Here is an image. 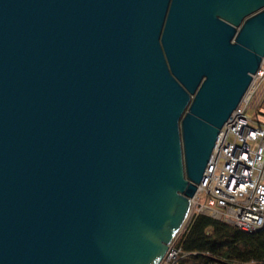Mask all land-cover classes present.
Here are the masks:
<instances>
[{
  "label": "water",
  "instance_id": "water-1",
  "mask_svg": "<svg viewBox=\"0 0 264 264\" xmlns=\"http://www.w3.org/2000/svg\"><path fill=\"white\" fill-rule=\"evenodd\" d=\"M263 59L264 0H0V264H161Z\"/></svg>",
  "mask_w": 264,
  "mask_h": 264
},
{
  "label": "built area",
  "instance_id": "built-area-1",
  "mask_svg": "<svg viewBox=\"0 0 264 264\" xmlns=\"http://www.w3.org/2000/svg\"><path fill=\"white\" fill-rule=\"evenodd\" d=\"M263 79L264 59L242 103L220 132L206 171L217 178L205 174L192 199L193 216L207 215L248 234L264 231V125L255 123L246 111ZM174 243L161 264H180L183 253Z\"/></svg>",
  "mask_w": 264,
  "mask_h": 264
},
{
  "label": "trees",
  "instance_id": "trees-1",
  "mask_svg": "<svg viewBox=\"0 0 264 264\" xmlns=\"http://www.w3.org/2000/svg\"><path fill=\"white\" fill-rule=\"evenodd\" d=\"M176 246L180 264H264V231L244 233L207 215H194Z\"/></svg>",
  "mask_w": 264,
  "mask_h": 264
},
{
  "label": "rangeland",
  "instance_id": "rangeland-1",
  "mask_svg": "<svg viewBox=\"0 0 264 264\" xmlns=\"http://www.w3.org/2000/svg\"><path fill=\"white\" fill-rule=\"evenodd\" d=\"M246 111L255 123L264 125V79L256 88L250 102L246 105ZM202 202H205V198H202ZM193 214L194 213H191V219L193 217ZM185 229L181 232V234L185 231ZM180 235L178 236V238L180 237ZM178 238L176 239V241L178 240ZM176 241L174 243L175 245Z\"/></svg>",
  "mask_w": 264,
  "mask_h": 264
},
{
  "label": "bare ground",
  "instance_id": "bare-ground-1",
  "mask_svg": "<svg viewBox=\"0 0 264 264\" xmlns=\"http://www.w3.org/2000/svg\"><path fill=\"white\" fill-rule=\"evenodd\" d=\"M204 211H206V210H204ZM192 212H193V205H192ZM192 212H191V213H192Z\"/></svg>",
  "mask_w": 264,
  "mask_h": 264
}]
</instances>
